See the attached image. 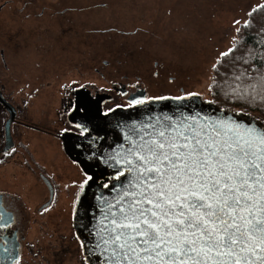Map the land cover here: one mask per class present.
<instances>
[{"label": "rangeland", "instance_id": "374dc122", "mask_svg": "<svg viewBox=\"0 0 264 264\" xmlns=\"http://www.w3.org/2000/svg\"><path fill=\"white\" fill-rule=\"evenodd\" d=\"M263 2L0 0V90L14 105L19 121L10 126L15 151L0 156V187L15 192L32 209L46 198L36 170L32 173L25 166L31 162L27 148L55 178L61 195L67 190L68 197L58 196L59 208L72 210L70 180L74 178L78 191L87 171L70 163L54 135L78 131L67 118L75 99L82 106L81 100L86 102L79 88L99 102L96 112L103 114L124 104L125 95L135 87L144 97H183L192 92L214 104L212 65L235 44L243 21ZM122 86L124 95L118 92ZM234 113L264 125V117ZM6 118L0 104V148ZM64 251L42 249L40 259L23 264H86L79 242L69 253ZM60 253L62 260L56 262L53 258Z\"/></svg>", "mask_w": 264, "mask_h": 264}, {"label": "snow or ice", "instance_id": "6c2138e0", "mask_svg": "<svg viewBox=\"0 0 264 264\" xmlns=\"http://www.w3.org/2000/svg\"><path fill=\"white\" fill-rule=\"evenodd\" d=\"M257 43L260 52L250 49L242 58L252 71L242 69L225 81V95L233 100L264 101V71L258 67L264 65V44ZM212 69L218 71V63ZM163 99L137 97L131 105ZM76 128L82 135L89 131ZM126 129L119 151L102 158L113 172L101 187L108 189L111 180L116 184L109 195L96 196L89 255L100 264H264V125L233 115L177 111L150 114ZM92 179L84 173L77 202ZM14 222L0 211V230ZM80 247L86 248L83 242ZM4 251L10 264H19L18 254Z\"/></svg>", "mask_w": 264, "mask_h": 264}, {"label": "flooded vegetation", "instance_id": "af4514ba", "mask_svg": "<svg viewBox=\"0 0 264 264\" xmlns=\"http://www.w3.org/2000/svg\"><path fill=\"white\" fill-rule=\"evenodd\" d=\"M79 89L84 99H86V102L82 99L81 103H84L82 106L79 104V98L75 99L71 108V114H69L67 121L75 127L77 124L86 126L89 131L83 135L80 129H77V132L65 131L60 135L55 134L54 137L61 141L66 158L70 163L79 165L82 170L84 169L90 173L93 177L92 181L95 179L94 175H96L97 178L95 181L102 185L105 180H110L113 172V169L107 167L102 162V158L106 155L113 154L114 150L119 151L117 146L124 142L123 138L125 133L120 129L119 112L137 106L131 105V100L136 98L135 95L140 91L135 87L134 91L126 94V89L123 86L119 87L118 92L122 95L126 94L124 98L125 103L117 106L109 113L103 114L101 110L96 113L98 108L97 103L99 102L91 98L88 91L84 90L82 87ZM7 101L14 107L9 100ZM78 107H80V111ZM14 122H19L16 119V109L12 123ZM28 126L37 131L42 130L40 127L34 125ZM3 145L4 136L2 147ZM2 147L0 148V156L4 153V151H1ZM25 149L28 156L30 155L29 158L31 157V162L25 163V166L27 170H30L32 173L36 170L38 179L43 185V187L41 186L42 192L46 190L47 196L36 208L32 209L24 205L23 202L20 201L21 197L15 192L0 187V211H7L15 219L11 229L0 230V264H10V261L7 259V254L4 251L5 248H9L18 254L21 257L19 264H23L27 259H40L42 249L44 252H53V254H56L58 251L60 252L61 248H65L64 252L67 254L78 242L81 245L74 229V212L77 204L76 183H73L75 181L73 180L74 178H71L69 183V186L71 188L73 187L72 195L74 202L71 201L72 210H61L59 208V203H57L58 196H60L61 193L59 192L60 188L56 186L57 182L55 178H53L50 173L46 172L41 163L37 162L29 149ZM113 181L115 180H111L110 183ZM66 191V189H63V195H61V197H68ZM50 202L52 206L49 208L48 204ZM44 209L47 210L45 211ZM62 223H64L65 228L61 227ZM30 227H33L34 231H32ZM81 250L83 251L82 248ZM25 256H27L26 259ZM53 259L56 260V262L61 261L62 254L60 253V256H56ZM47 260L50 261V259ZM85 262L89 264L88 261L85 260Z\"/></svg>", "mask_w": 264, "mask_h": 264}, {"label": "water", "instance_id": "95a60500", "mask_svg": "<svg viewBox=\"0 0 264 264\" xmlns=\"http://www.w3.org/2000/svg\"><path fill=\"white\" fill-rule=\"evenodd\" d=\"M144 92L140 91L135 97H144ZM181 100L173 99V97H166L163 100H150L142 105H137L132 108L122 110L119 112L120 117V129L123 133H127L126 126L130 125L132 121H142L150 114H156L159 112L174 113L177 111H183L187 113L200 112L201 114H209L214 116H228L233 115L235 118L244 120L246 122L256 123L261 125L254 118L244 117L241 114H237L231 111L223 110L215 104L204 102L197 95L183 96ZM0 104L8 113L3 126L4 132V145L1 151L8 150L13 146V141L10 133V125L15 117L14 107L4 98L0 90ZM97 111L96 113H98ZM98 117V116H96ZM94 180L90 181L85 186L84 192L81 194L79 201L76 204L74 212V229L79 237L80 242L84 243L86 248H83L84 257H87L89 264H100V261L95 255H89L87 247L91 246L92 237L90 236V229L94 223V216L98 215V201L96 196L100 194L109 195L111 188L116 184V181L110 183L108 189H104L97 183L96 175Z\"/></svg>", "mask_w": 264, "mask_h": 264}, {"label": "trees", "instance_id": "16d2710c", "mask_svg": "<svg viewBox=\"0 0 264 264\" xmlns=\"http://www.w3.org/2000/svg\"><path fill=\"white\" fill-rule=\"evenodd\" d=\"M248 20L250 26L243 25L241 35L235 42L237 47L233 52L218 60V71L213 70V77L210 84V97L214 104L221 109L235 112L238 109H243L245 112L256 114L264 117V101L257 99L254 102L233 100L231 96H226L228 90L225 87V81H230L233 73L239 74L243 70L251 72L250 65H245L243 59L245 54L250 50L260 52V47L257 42L264 44V2L249 13ZM264 71V65H258Z\"/></svg>", "mask_w": 264, "mask_h": 264}]
</instances>
